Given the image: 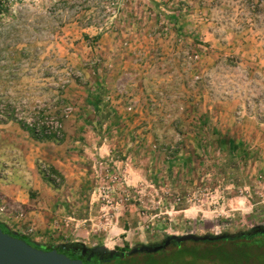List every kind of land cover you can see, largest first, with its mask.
Instances as JSON below:
<instances>
[{"label": "rangeland", "instance_id": "374dc122", "mask_svg": "<svg viewBox=\"0 0 264 264\" xmlns=\"http://www.w3.org/2000/svg\"><path fill=\"white\" fill-rule=\"evenodd\" d=\"M7 62L19 81L5 77L3 94L55 97L47 112L63 127L50 140L60 148L35 161L56 171L38 172V219L11 208V230L117 250L264 225V0H0ZM61 65L80 75L58 91ZM98 69L102 115L88 102ZM212 131L238 144L225 168Z\"/></svg>", "mask_w": 264, "mask_h": 264}, {"label": "trees", "instance_id": "16d2710c", "mask_svg": "<svg viewBox=\"0 0 264 264\" xmlns=\"http://www.w3.org/2000/svg\"><path fill=\"white\" fill-rule=\"evenodd\" d=\"M95 93L88 100L96 114L102 115L105 109L103 105V85L96 84ZM104 108V109H103ZM32 135L38 139H48L58 141L52 136L37 137L32 130L29 129ZM212 134L215 135L212 137ZM211 140L216 146H226L225 159L220 166L225 168L229 162L234 158V153L238 148L229 136L221 135L217 132H210ZM222 148V147H221ZM44 178H50V174H55L53 168L39 167ZM0 228L16 237L22 238L31 245L37 246L44 250L56 248L60 252L71 251L72 253L81 251L82 244L80 242H68L58 244L56 246L50 244H38L31 240L28 236L11 230L7 224L0 221ZM239 232V231H238ZM229 233V232H224ZM166 237H169L167 235ZM164 240V239H163ZM161 240V241H163ZM160 241V242H161ZM158 242V243H160ZM158 243L150 244L155 245ZM78 248V250L75 249ZM89 250H96L95 248ZM95 253V252H94ZM104 254H94L89 263L86 264H200L202 262H211L214 264H264V232H255L250 234L226 235L214 239H204L199 241H184L177 243L171 241L168 245L162 246L157 250H134L128 248L126 244L117 250H105ZM76 255L72 254L69 257L74 258ZM84 263V264H85Z\"/></svg>", "mask_w": 264, "mask_h": 264}, {"label": "crops", "instance_id": "0c3cea01", "mask_svg": "<svg viewBox=\"0 0 264 264\" xmlns=\"http://www.w3.org/2000/svg\"><path fill=\"white\" fill-rule=\"evenodd\" d=\"M18 59L19 58L15 56L10 60L14 61L13 63L16 64ZM6 61H8V59H6ZM9 65L8 62L5 64L1 63L0 65V87L2 89L9 87L7 83L10 82V80H5L8 77L12 79L11 81L14 83L12 85L14 86H17V81H19V74L16 72L18 70L17 66L15 67V71L11 70L10 74H7ZM99 70L100 69H98L99 79L97 77L99 82L96 80L95 84L100 83L101 77L107 76L105 70L102 72ZM84 72L87 76L90 74L89 71L85 70ZM74 84L76 85V83ZM0 91V101L9 99L8 95L3 94L5 92L1 89ZM57 147L60 148L56 146L53 141L34 137L29 129L21 126L15 119L9 118V116L0 118V206L7 205L9 211L13 208L22 206L24 208V214L22 217H18L22 219L21 223L30 220L31 222L27 223L33 226L36 219L39 217L40 211L39 208L36 207L38 201L33 195L38 194V190L40 189L38 172H41L39 168H37V171L35 161L39 159L48 161L50 157L53 156L52 152L56 150ZM98 148L101 151H106L105 143H100ZM30 189L33 190L31 192L32 194L29 193ZM9 211H0V218L9 219V221L14 224L13 220L17 221L18 218H12V216L16 214ZM14 225L16 227H21L20 223Z\"/></svg>", "mask_w": 264, "mask_h": 264}, {"label": "built area", "instance_id": "2783aa9c", "mask_svg": "<svg viewBox=\"0 0 264 264\" xmlns=\"http://www.w3.org/2000/svg\"><path fill=\"white\" fill-rule=\"evenodd\" d=\"M51 69L52 75L55 76L54 88L58 91L64 90L77 75H80V72H75L69 66L61 65L60 68L53 67ZM55 101V97L43 100L36 99L32 103L25 97L1 100L0 118L12 115L13 119L24 128L32 130L37 137L52 136L54 139H60L63 130L62 120L47 112ZM63 109L65 115L71 110L69 106H65ZM259 119L264 120V95L260 102Z\"/></svg>", "mask_w": 264, "mask_h": 264}, {"label": "water", "instance_id": "95a60500", "mask_svg": "<svg viewBox=\"0 0 264 264\" xmlns=\"http://www.w3.org/2000/svg\"><path fill=\"white\" fill-rule=\"evenodd\" d=\"M255 232H264V225H256L247 231H240L237 234H250ZM235 233L220 234H196L184 233L180 235L171 234L163 241L155 245H139L132 247L131 250H157L162 246L168 245L172 240L180 243L188 240L199 241L204 239H214ZM95 249L105 251L103 246ZM0 264H84L80 258H72L56 248L49 250L41 249L31 245L22 238L11 235L0 228Z\"/></svg>", "mask_w": 264, "mask_h": 264}, {"label": "flooded vegetation", "instance_id": "af4514ba", "mask_svg": "<svg viewBox=\"0 0 264 264\" xmlns=\"http://www.w3.org/2000/svg\"><path fill=\"white\" fill-rule=\"evenodd\" d=\"M76 250H78L77 247H75ZM64 252V251H63ZM96 254H104L103 252L104 251H101V250H89L88 248H84V247H81V251L79 252H75V253H72L71 251H67V252H64L66 255L70 256L72 254H75L76 256L74 258H80L82 260L83 263H89V261L92 259V257L94 256L95 253ZM85 263V264H86Z\"/></svg>", "mask_w": 264, "mask_h": 264}]
</instances>
